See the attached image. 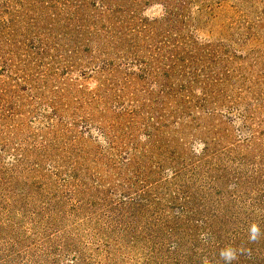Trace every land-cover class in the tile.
Here are the masks:
<instances>
[{"label":"rangeland","instance_id":"rangeland-1","mask_svg":"<svg viewBox=\"0 0 264 264\" xmlns=\"http://www.w3.org/2000/svg\"><path fill=\"white\" fill-rule=\"evenodd\" d=\"M0 264H264V0H0Z\"/></svg>","mask_w":264,"mask_h":264}]
</instances>
